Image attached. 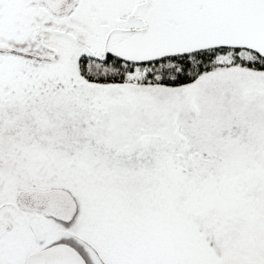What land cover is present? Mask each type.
Instances as JSON below:
<instances>
[{"label": "snow or ice", "instance_id": "6c2138e0", "mask_svg": "<svg viewBox=\"0 0 264 264\" xmlns=\"http://www.w3.org/2000/svg\"><path fill=\"white\" fill-rule=\"evenodd\" d=\"M0 264H264V0H0Z\"/></svg>", "mask_w": 264, "mask_h": 264}]
</instances>
